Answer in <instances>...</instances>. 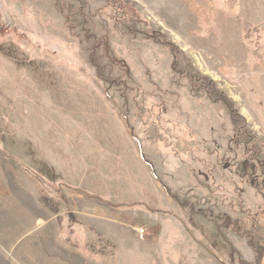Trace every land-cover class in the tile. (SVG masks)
<instances>
[{
	"label": "rangeland",
	"instance_id": "rangeland-1",
	"mask_svg": "<svg viewBox=\"0 0 264 264\" xmlns=\"http://www.w3.org/2000/svg\"><path fill=\"white\" fill-rule=\"evenodd\" d=\"M3 212L71 264H264V0H0Z\"/></svg>",
	"mask_w": 264,
	"mask_h": 264
},
{
	"label": "crops",
	"instance_id": "crops-1",
	"mask_svg": "<svg viewBox=\"0 0 264 264\" xmlns=\"http://www.w3.org/2000/svg\"><path fill=\"white\" fill-rule=\"evenodd\" d=\"M41 219V216H33L32 218L25 213H23L21 218L12 217L8 212H3V214L0 215V264H71L66 259L51 256L47 251H44L42 228L39 230L40 227L36 224L37 221ZM15 223L16 225L12 227V224ZM19 224L26 225V228L24 230L19 229V231L14 234L23 237L20 241H26L27 237H32L30 243H34L35 245L32 258H25V260H22L21 262L16 259L12 260L10 253V236L12 230L16 229ZM33 225H35V227H33ZM5 237L8 238L5 239ZM24 245H28L27 242H24Z\"/></svg>",
	"mask_w": 264,
	"mask_h": 264
},
{
	"label": "trees",
	"instance_id": "trees-1",
	"mask_svg": "<svg viewBox=\"0 0 264 264\" xmlns=\"http://www.w3.org/2000/svg\"><path fill=\"white\" fill-rule=\"evenodd\" d=\"M7 43H9L8 41H7ZM10 44H15L14 42L13 43H11L10 42ZM9 46L10 45H7V46H5V48H9ZM17 58V57H16ZM231 108H232V106H230ZM231 110V116L233 117V115L235 114V111H234V109L232 108V109H230ZM234 120H235V117H234ZM30 172V174L32 173L33 175H34V177H35V179L37 180V181H41V182H43L44 181V179L45 180H49V181H54V180H50L47 176H45V175H42V173H40V172H37V171H35V170H33V172H32V170L31 171H29ZM41 191L40 192H42V193H45V190L43 189H40ZM45 198H49L48 196H46ZM64 216H70V215H64Z\"/></svg>",
	"mask_w": 264,
	"mask_h": 264
},
{
	"label": "built area",
	"instance_id": "built-area-1",
	"mask_svg": "<svg viewBox=\"0 0 264 264\" xmlns=\"http://www.w3.org/2000/svg\"><path fill=\"white\" fill-rule=\"evenodd\" d=\"M139 233H140V235L143 234V229H140V232Z\"/></svg>",
	"mask_w": 264,
	"mask_h": 264
}]
</instances>
